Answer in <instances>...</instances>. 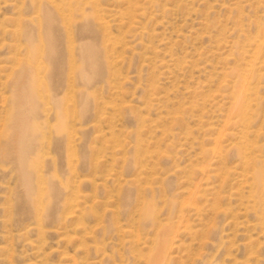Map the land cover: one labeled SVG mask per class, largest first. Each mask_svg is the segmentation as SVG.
Returning <instances> with one entry per match:
<instances>
[{"label":"rangeland","instance_id":"rangeland-1","mask_svg":"<svg viewBox=\"0 0 264 264\" xmlns=\"http://www.w3.org/2000/svg\"><path fill=\"white\" fill-rule=\"evenodd\" d=\"M262 39L264 0H0V264H264Z\"/></svg>","mask_w":264,"mask_h":264},{"label":"bare ground","instance_id":"bare-ground-1","mask_svg":"<svg viewBox=\"0 0 264 264\" xmlns=\"http://www.w3.org/2000/svg\"><path fill=\"white\" fill-rule=\"evenodd\" d=\"M262 41H264V39H262ZM18 74H19V76L17 78V85L15 83L18 91H16V89H14L16 92H15V96H13L14 98H12V99H14V106H12V107H14L15 112L13 111L14 117L10 122V128H11L10 132L14 136V140L16 142L18 151H20L18 153L20 163H23L22 162L23 161L22 160V153H21L23 143L25 142L27 135L31 132H32V134L35 133L33 131L36 130V127L34 125L35 123L33 124L31 122L29 114L32 111V108H34V106L36 104V101H37L36 100L37 99L36 94L37 93L35 94V91H34V89H35L34 88L35 76L33 73L32 66H29V65L24 66L23 69ZM14 90H13V92H14ZM59 109H60V107H59ZM13 112H12V115H13ZM59 114H58V116H59ZM28 141H29V139H28ZM24 158H25V156H24ZM21 166H23V165H21ZM161 244L160 245L158 244L160 247H158L157 254H155L154 258H151L152 261L150 264H159L160 259H161V258L159 259V257L161 255L159 256L158 253H159V249H161V246H162Z\"/></svg>","mask_w":264,"mask_h":264}]
</instances>
